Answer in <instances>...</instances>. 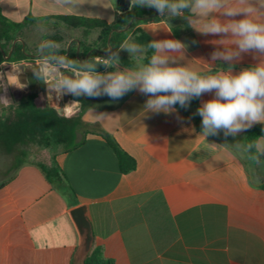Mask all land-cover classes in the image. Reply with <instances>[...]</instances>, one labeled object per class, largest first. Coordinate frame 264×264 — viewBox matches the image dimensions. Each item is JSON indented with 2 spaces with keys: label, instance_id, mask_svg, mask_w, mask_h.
Returning <instances> with one entry per match:
<instances>
[{
  "label": "crops",
  "instance_id": "obj_1",
  "mask_svg": "<svg viewBox=\"0 0 264 264\" xmlns=\"http://www.w3.org/2000/svg\"><path fill=\"white\" fill-rule=\"evenodd\" d=\"M0 5L11 21L38 18L22 29L32 32L31 38L17 37L30 55L41 54L35 50L45 40H72L65 55L73 49L79 56L82 44L100 36V29L74 28L58 17L112 24L124 13L117 0H78L73 13L56 9L53 0H0ZM153 13L129 35L137 43L139 31L151 39H178L188 45L181 63L199 68L195 59L209 57L215 37L184 26L177 38L173 25L186 21L167 22ZM156 28L172 32L153 33ZM120 58L131 64L117 70L135 66L127 52ZM254 63L246 55L235 71ZM210 98L205 94L199 105ZM146 99L137 91L123 102L106 96L83 115L85 123L112 134L135 158L137 168L129 174L120 171L115 152L96 134H88L71 152L39 147L36 154L23 151L14 164L0 167V264H73L79 235L69 211L82 205L89 208L93 248L102 249L113 264H264V154L259 151L261 160L255 163L242 147H234L237 141L244 144V132L236 137L221 132L205 141L198 136L202 118L185 115L177 106L173 114L145 115ZM79 109L76 102L65 112ZM258 143L264 145V138ZM39 165L53 168L52 181Z\"/></svg>",
  "mask_w": 264,
  "mask_h": 264
},
{
  "label": "clouds",
  "instance_id": "obj_2",
  "mask_svg": "<svg viewBox=\"0 0 264 264\" xmlns=\"http://www.w3.org/2000/svg\"><path fill=\"white\" fill-rule=\"evenodd\" d=\"M131 4L153 8L167 22L185 20L198 34L215 37L209 41L214 50L207 59H195L201 64L194 68L181 63L188 45L178 39H152L141 44L129 35L118 49L109 47L105 55L89 59L62 54L72 40L67 44L45 40L38 46L41 54L30 70L31 80L22 79L28 71L22 61L0 66V106L14 103L7 94L9 88L23 90L32 82L44 86L42 99L62 115L78 101L61 107L59 101L64 96L119 100L137 91L147 97L141 110L145 115H168L177 112V105L187 109L193 99L211 94L196 110L202 118L198 136L205 141L221 132L236 137L255 124L264 125V0H131ZM53 7L73 13L78 10V0H53ZM160 29L172 32L164 28L152 32ZM122 51L135 61L133 68L117 70ZM246 55L256 63L235 71ZM101 67L105 70L100 71ZM234 147H242L245 153L255 147L264 154V145L256 142L237 141Z\"/></svg>",
  "mask_w": 264,
  "mask_h": 264
},
{
  "label": "trees",
  "instance_id": "obj_3",
  "mask_svg": "<svg viewBox=\"0 0 264 264\" xmlns=\"http://www.w3.org/2000/svg\"><path fill=\"white\" fill-rule=\"evenodd\" d=\"M153 12H155V9L153 8H136L132 6L130 11L124 12L121 17L112 24L83 17H58L67 25L74 28H83L86 31L92 29L101 30L100 36L96 42L90 45H81L79 56L76 55V52L73 49L70 50L67 56L75 59H84V55H87L91 51L89 58H95L97 56L105 55L104 50L109 48V45L114 50L118 49L120 44L131 33L132 29L136 25L142 23L144 19L135 20L130 28L124 32H117L115 30L124 29L134 17L146 18L147 16L153 15ZM155 19H159L158 12ZM37 20L38 18L29 15L22 22L11 21L3 15L0 5V44L3 48L0 49V64L5 61L4 56L9 54V52H6L4 46L5 41L8 42L11 47L13 40L19 37H13V33L21 31L24 27L35 23ZM184 26H187L186 22L173 25V32L177 38L181 37ZM150 40L152 39L147 34L143 31H139V43L147 44ZM98 51L103 52L104 54H101ZM26 52H28L27 49ZM38 53H40L39 50ZM66 53L67 51L64 50L62 54L65 55ZM21 59L30 60L31 58H28L25 55L23 44L18 42L8 61H18ZM120 64L129 65L131 64V61L121 59ZM103 69L104 68L101 67L99 70L101 71ZM34 83L32 84V87L34 88V85L37 84L41 91L32 90L30 93L22 96L13 107H10L9 115L1 114L0 111V146H2L7 152H14L19 146L28 145L30 143H34L42 148L62 147L64 152H71L85 143L88 134H96L101 136L115 152L120 171L123 174H129L136 170L137 162L135 158L129 155L120 146L112 134L108 133L98 125L85 123L83 121V115L85 112L94 105L92 98L69 96L72 100H78L77 102L80 103V109L79 111L71 112L69 115H60L57 109L48 106L45 102L43 103L42 93L44 86L39 83ZM133 92L134 91L126 94L121 98V101L123 102L126 100ZM199 106V99H193L187 109L180 108L179 105H177L185 115L193 117H200L196 114V110ZM262 138H264V125L261 124L251 127L243 134L244 144L253 142L258 143ZM247 153L253 162L257 163L261 160V155L255 147ZM54 164L56 165L55 159ZM39 168L45 173L47 179L52 181L53 170L47 169L44 165H39ZM262 187L264 188V182ZM0 188H2V186H0ZM86 264H113V261L105 259L102 249L93 248L86 260Z\"/></svg>",
  "mask_w": 264,
  "mask_h": 264
},
{
  "label": "rangeland",
  "instance_id": "obj_4",
  "mask_svg": "<svg viewBox=\"0 0 264 264\" xmlns=\"http://www.w3.org/2000/svg\"><path fill=\"white\" fill-rule=\"evenodd\" d=\"M35 32H36V34H37V37L38 38H41V35H42V31H41V29H38L37 27H36V29H35ZM17 36H20V37H23L24 39H25V41L27 40V39H29V38H31L32 36H33V33L32 32H27V31H25V30H21V31H19V32H16V33H13V37H17ZM16 40V39H15ZM15 40H13V43H14V41ZM13 43H12V45H13ZM18 43V42H17ZM20 43H22V42H20ZM25 43V42H24ZM39 45H40V43H39ZM38 45V46H39ZM0 46H1V44H0ZM4 46H5V48H6V52H9L10 53V51H11V49H12V46L10 47V44L8 43V42H6L5 41V43H4ZM38 46H37V48H36V53H38ZM1 48H2V46H1ZM3 49V48H2ZM15 49V48H14ZM13 49V50H14ZM26 49H27V47L25 48V52H26ZM28 53V52H27ZM26 55V54H25ZM7 56L8 55H5L4 56V60L5 61H3L1 64H0V66H3V65H6V64H13V63H16V62H20V61H22L23 63H24V65H25V67H26V69H28V71L25 73V77H24V79L26 78V79H28V80H31L32 79V73H31V69L36 65V64H38L39 63V61H36V59H30V60H28V59H21V60H18V61H8L9 59L7 58ZM27 56V55H26ZM28 57V56H27ZM29 58V57H28ZM4 71H7L8 69L7 68H4L3 69ZM34 82H32V83H30L29 84V86L27 87V88H25V89H23V90H20V89H16V88H9L8 89V95L11 97V99H12V101L14 102L13 104H11V105H9L8 107H2V106H0V111H1V114H4V115H9L10 114V107H13V105H15L17 102H18V100L22 97V96H24V95H26V94H28V93H30L32 90H36V91H41V89H40V87L36 84V83H34V84H36V85H34V88L32 87V84H33ZM45 89V88H44ZM3 94V93H2ZM43 96H44V90H43ZM106 96H101V97H98V98H92V101H93V103L94 104H98V103H100V101L101 100H104V98H105ZM108 97V96H107ZM65 102H64V104H68L70 101H73L72 99H70L69 98V96H66L65 97V100H64ZM46 103V101L43 99V103ZM66 110H68V108L66 109ZM65 114H66V112H65ZM23 151H28V153H34V154H36L38 151H40V148H39V146H37L36 144H34V143H30V144H28V145H21V146H19L18 148H16L15 150H14V152H12V153H8V152H6L5 150H4V148H0V167H3V166H8V165H10L11 163H15L14 161H15V156H19ZM32 158L33 159H36L37 157H36V155H32ZM46 167V166H45ZM47 168V167H46ZM47 169H49V170H53V168H47ZM53 172H54V170H53Z\"/></svg>",
  "mask_w": 264,
  "mask_h": 264
},
{
  "label": "water",
  "instance_id": "obj_5",
  "mask_svg": "<svg viewBox=\"0 0 264 264\" xmlns=\"http://www.w3.org/2000/svg\"><path fill=\"white\" fill-rule=\"evenodd\" d=\"M117 3L124 12L130 11L132 8L131 0H117ZM155 12L157 11L155 10ZM142 19H145V18L134 17L131 19V21L127 24V26L124 29L115 30V31L124 32L130 28V26L135 20H142ZM17 42H22L23 50L25 51V43L23 39L17 38L12 45V49L10 53L7 56L8 59H10L13 49L15 48ZM109 44H110V39H109ZM109 47L111 46L109 45ZM0 49H2L1 46H0ZM99 53H103V52H99ZM25 54L29 57H34V58L38 56V55H30L27 52H25ZM77 54H79V51ZM90 54L91 52L89 53V55ZM2 93L3 92L0 91V95H2ZM63 115H66V114L64 113ZM69 216L79 235V246L75 253L73 264H86V260L89 254L91 253L93 249V244H94V233H93L92 223L90 219L89 208L88 206H85V205L76 207L72 209L71 211H69Z\"/></svg>",
  "mask_w": 264,
  "mask_h": 264
},
{
  "label": "built area",
  "instance_id": "obj_6",
  "mask_svg": "<svg viewBox=\"0 0 264 264\" xmlns=\"http://www.w3.org/2000/svg\"><path fill=\"white\" fill-rule=\"evenodd\" d=\"M44 95H45V89H44ZM65 97H66V96H64V97L59 101L61 107L64 106V102H65L64 100H65ZM46 104H47V102H46ZM53 108H54V107H53Z\"/></svg>",
  "mask_w": 264,
  "mask_h": 264
}]
</instances>
